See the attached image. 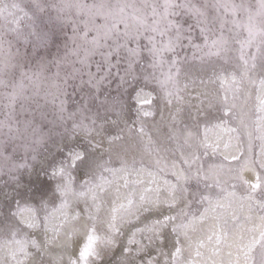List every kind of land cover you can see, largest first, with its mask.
Here are the masks:
<instances>
[{
    "label": "snow or ice",
    "instance_id": "obj_1",
    "mask_svg": "<svg viewBox=\"0 0 264 264\" xmlns=\"http://www.w3.org/2000/svg\"><path fill=\"white\" fill-rule=\"evenodd\" d=\"M0 264H264V0H0Z\"/></svg>",
    "mask_w": 264,
    "mask_h": 264
},
{
    "label": "rangeland",
    "instance_id": "obj_2",
    "mask_svg": "<svg viewBox=\"0 0 264 264\" xmlns=\"http://www.w3.org/2000/svg\"><path fill=\"white\" fill-rule=\"evenodd\" d=\"M3 184V181L2 180H0V185H2Z\"/></svg>",
    "mask_w": 264,
    "mask_h": 264
}]
</instances>
